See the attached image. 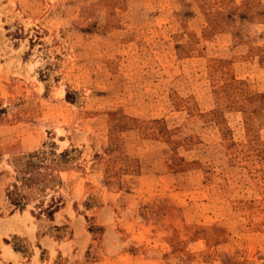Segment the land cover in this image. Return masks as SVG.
<instances>
[{"label": "rangeland", "instance_id": "374dc122", "mask_svg": "<svg viewBox=\"0 0 264 264\" xmlns=\"http://www.w3.org/2000/svg\"><path fill=\"white\" fill-rule=\"evenodd\" d=\"M0 264H264V0H0Z\"/></svg>", "mask_w": 264, "mask_h": 264}]
</instances>
